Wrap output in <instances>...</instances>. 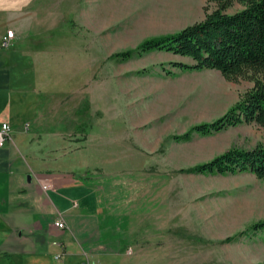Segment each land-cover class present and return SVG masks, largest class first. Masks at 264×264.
I'll return each instance as SVG.
<instances>
[{
	"label": "rangeland",
	"instance_id": "obj_1",
	"mask_svg": "<svg viewBox=\"0 0 264 264\" xmlns=\"http://www.w3.org/2000/svg\"><path fill=\"white\" fill-rule=\"evenodd\" d=\"M217 7L218 0H32L22 15L10 48L27 155L36 173L69 176L97 194L106 264H264V232L225 242L264 220V181L180 172L264 144L256 124L182 138L223 116L253 82L173 69L171 62L193 61L165 52L113 58ZM242 9L233 2L226 13Z\"/></svg>",
	"mask_w": 264,
	"mask_h": 264
},
{
	"label": "crops",
	"instance_id": "obj_2",
	"mask_svg": "<svg viewBox=\"0 0 264 264\" xmlns=\"http://www.w3.org/2000/svg\"><path fill=\"white\" fill-rule=\"evenodd\" d=\"M31 2L0 0V125L11 128V139L0 148V264H106L111 248L102 239L97 194L69 176L36 173L27 134L16 120V52L1 41L7 30L19 32ZM46 181L52 187L44 191ZM56 218L66 229L54 227Z\"/></svg>",
	"mask_w": 264,
	"mask_h": 264
},
{
	"label": "trees",
	"instance_id": "obj_3",
	"mask_svg": "<svg viewBox=\"0 0 264 264\" xmlns=\"http://www.w3.org/2000/svg\"><path fill=\"white\" fill-rule=\"evenodd\" d=\"M233 2L242 5L243 9L226 13ZM151 52L190 58L192 65L169 63L171 68L183 72L213 70L227 81L248 79L253 82V87L223 116L214 122L193 126L182 136L183 139L193 133L205 136L241 124H256L264 130V0H218V7L207 13L203 20L175 33L144 40L135 49L117 53L113 58L125 61L134 55ZM163 70L172 76L171 71ZM180 172L221 176L249 173L264 181V144L249 150L231 148L209 162ZM258 232H264V220L225 242Z\"/></svg>",
	"mask_w": 264,
	"mask_h": 264
},
{
	"label": "built area",
	"instance_id": "obj_4",
	"mask_svg": "<svg viewBox=\"0 0 264 264\" xmlns=\"http://www.w3.org/2000/svg\"><path fill=\"white\" fill-rule=\"evenodd\" d=\"M15 38V33L12 30H7L5 35L2 37V41H1V46L3 48H9ZM11 139V128L9 126V124L7 123H2L0 125V148L4 146L5 142L9 141ZM42 190L47 191L51 188L50 183L49 182H45L42 184ZM53 225L56 229L58 230H64L66 229V223L60 219V218H56L53 222ZM59 257H56V259H58Z\"/></svg>",
	"mask_w": 264,
	"mask_h": 264
},
{
	"label": "bare ground",
	"instance_id": "obj_5",
	"mask_svg": "<svg viewBox=\"0 0 264 264\" xmlns=\"http://www.w3.org/2000/svg\"><path fill=\"white\" fill-rule=\"evenodd\" d=\"M203 84H204V85H207V86H210V85H211L210 83H208V82H206V81H204Z\"/></svg>",
	"mask_w": 264,
	"mask_h": 264
}]
</instances>
